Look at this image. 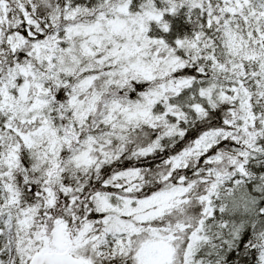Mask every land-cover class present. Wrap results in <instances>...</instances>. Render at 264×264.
Masks as SVG:
<instances>
[{
    "label": "snow or ice",
    "instance_id": "snow-or-ice-1",
    "mask_svg": "<svg viewBox=\"0 0 264 264\" xmlns=\"http://www.w3.org/2000/svg\"><path fill=\"white\" fill-rule=\"evenodd\" d=\"M0 264H264V0H0Z\"/></svg>",
    "mask_w": 264,
    "mask_h": 264
}]
</instances>
